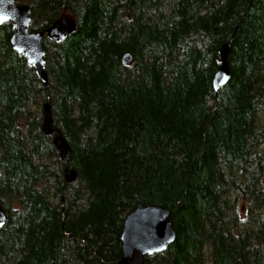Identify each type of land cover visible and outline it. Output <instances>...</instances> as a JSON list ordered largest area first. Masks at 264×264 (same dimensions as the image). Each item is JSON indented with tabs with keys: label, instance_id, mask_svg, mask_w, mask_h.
Returning <instances> with one entry per match:
<instances>
[{
	"label": "trees",
	"instance_id": "16d2710c",
	"mask_svg": "<svg viewBox=\"0 0 264 264\" xmlns=\"http://www.w3.org/2000/svg\"><path fill=\"white\" fill-rule=\"evenodd\" d=\"M14 1L75 29L43 36L45 84L0 23V264H117L137 204L175 233L144 264H264V0Z\"/></svg>",
	"mask_w": 264,
	"mask_h": 264
},
{
	"label": "water",
	"instance_id": "95a60500",
	"mask_svg": "<svg viewBox=\"0 0 264 264\" xmlns=\"http://www.w3.org/2000/svg\"><path fill=\"white\" fill-rule=\"evenodd\" d=\"M30 9L27 5H17L14 0H0V23L8 22L12 33L9 38L11 47L20 53L34 68V72L46 84V74L43 71L44 50L42 39L61 41L75 29L74 20L70 16H61L54 20L43 32L29 31ZM44 34V35H43ZM228 45L220 48V67L213 78V88L217 94L222 86L230 79L228 64ZM121 62L129 65L132 55L125 51L121 55ZM42 130L45 134L52 132L50 128V110L47 100L41 104ZM52 145L60 159H64L68 145L63 137L55 131ZM67 169L65 168V171ZM75 177L73 170H69L65 180L72 181ZM6 219L4 210L0 206V224ZM175 233L168 218V211L159 205L137 204L123 218L120 232V258L117 264H144V257L161 252L173 241Z\"/></svg>",
	"mask_w": 264,
	"mask_h": 264
},
{
	"label": "rangeland",
	"instance_id": "374dc122",
	"mask_svg": "<svg viewBox=\"0 0 264 264\" xmlns=\"http://www.w3.org/2000/svg\"><path fill=\"white\" fill-rule=\"evenodd\" d=\"M65 15L69 16L68 14H65ZM42 101H43V99L41 98L39 101V105H41Z\"/></svg>",
	"mask_w": 264,
	"mask_h": 264
},
{
	"label": "bare ground",
	"instance_id": "6f19581e",
	"mask_svg": "<svg viewBox=\"0 0 264 264\" xmlns=\"http://www.w3.org/2000/svg\"><path fill=\"white\" fill-rule=\"evenodd\" d=\"M67 169V168H66ZM67 171V170H66Z\"/></svg>",
	"mask_w": 264,
	"mask_h": 264
}]
</instances>
